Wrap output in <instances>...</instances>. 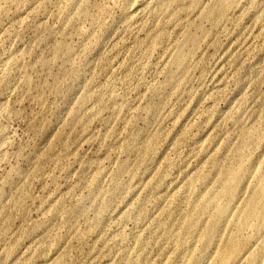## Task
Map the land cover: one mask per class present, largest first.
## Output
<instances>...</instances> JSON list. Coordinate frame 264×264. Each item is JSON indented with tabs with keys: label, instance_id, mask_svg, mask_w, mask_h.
I'll list each match as a JSON object with an SVG mask.
<instances>
[{
	"label": "rangeland",
	"instance_id": "obj_1",
	"mask_svg": "<svg viewBox=\"0 0 264 264\" xmlns=\"http://www.w3.org/2000/svg\"><path fill=\"white\" fill-rule=\"evenodd\" d=\"M217 263L264 264V0H0V264Z\"/></svg>",
	"mask_w": 264,
	"mask_h": 264
},
{
	"label": "bare ground",
	"instance_id": "obj_2",
	"mask_svg": "<svg viewBox=\"0 0 264 264\" xmlns=\"http://www.w3.org/2000/svg\"><path fill=\"white\" fill-rule=\"evenodd\" d=\"M176 61L180 63L182 61V58L178 57ZM222 195L225 196L226 200L228 201L229 199L232 198V186L229 185L226 181L224 182L222 187ZM224 209L225 207L221 206L220 203L218 204V206L216 205L214 209L215 213L213 216V220L210 221L204 229V234L206 237L215 236L219 233V225L221 219L224 217ZM246 210L247 213L244 218V221H246L245 224L249 223L248 221L251 217L253 216L258 217L263 214L262 205L260 204V202L248 204ZM186 221H187V229H192L196 225L197 223L196 210H193L191 213H188ZM222 245H223V250L221 254L222 262L225 263L226 261L229 262L234 258L235 259L238 258L237 254L239 249V239L237 238L236 235H233L230 241L228 239V241L224 242V244Z\"/></svg>",
	"mask_w": 264,
	"mask_h": 264
}]
</instances>
